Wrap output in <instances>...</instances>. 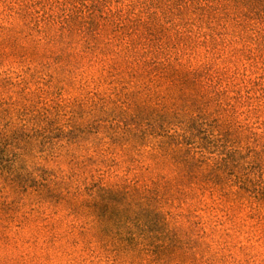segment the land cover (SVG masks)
Listing matches in <instances>:
<instances>
[{
	"label": "clouds",
	"instance_id": "1",
	"mask_svg": "<svg viewBox=\"0 0 264 264\" xmlns=\"http://www.w3.org/2000/svg\"><path fill=\"white\" fill-rule=\"evenodd\" d=\"M0 264H264V0H0Z\"/></svg>",
	"mask_w": 264,
	"mask_h": 264
}]
</instances>
